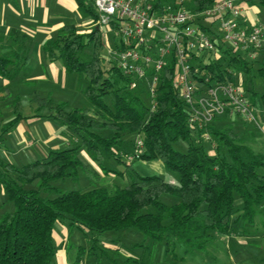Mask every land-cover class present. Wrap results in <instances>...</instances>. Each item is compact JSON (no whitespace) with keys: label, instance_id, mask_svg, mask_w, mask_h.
<instances>
[{"label":"trees","instance_id":"obj_1","mask_svg":"<svg viewBox=\"0 0 264 264\" xmlns=\"http://www.w3.org/2000/svg\"><path fill=\"white\" fill-rule=\"evenodd\" d=\"M76 1L93 19L96 17L94 0ZM213 1L188 0L187 5L199 12ZM258 2L264 5V0ZM198 25L215 34L217 50L221 52L218 57L207 52L198 55L199 80L207 77L208 84L228 80L243 88L241 76L238 80L240 74L232 67L238 72L248 71L250 62L242 56L246 52H236L212 28L199 21ZM88 46L92 51L85 60L80 53ZM103 46L98 28L81 32L72 24L61 27L44 44L50 59H61L67 72L85 76L83 93L95 108L65 110L63 102L42 96L37 90L28 94L36 110L46 108V117L65 125L78 142L21 166L0 164V186L13 205L12 210L0 215V264H56L53 233L57 221L95 236L133 227L152 239L173 237L187 253L204 252L214 233L229 235L230 222L252 223L264 204V152L243 143L233 122L238 116L215 118L230 122L220 128L210 126L215 150L210 153L211 146L204 143H208L204 141L205 127L189 126L186 107L172 86L173 67H165L157 86V105L152 109L150 99L146 103L141 97L142 93L147 94L145 84L139 82L131 88V77L124 75L112 59L105 60L100 55ZM260 51L264 47L255 55ZM15 54H0V74L9 75L8 65ZM258 72L264 76V66H259ZM106 95L112 96L111 105L103 100ZM247 98L252 106H260L256 98ZM12 105L15 115L0 128V138L23 117L17 96ZM105 131L110 134L105 135ZM124 133H136L142 138L143 148L137 158L161 161L178 174L179 180L168 181L157 174L137 175L113 190L100 186L62 191L54 184L58 179L76 175L79 169L88 177H99L91 164L82 161L78 150L86 148L98 164L103 152L120 160L115 148ZM122 153L125 157L129 154ZM103 169L108 174L109 170ZM33 182H37V187L31 186ZM164 193L176 196L177 201L164 204L160 200Z\"/></svg>","mask_w":264,"mask_h":264},{"label":"rangeland","instance_id":"obj_2","mask_svg":"<svg viewBox=\"0 0 264 264\" xmlns=\"http://www.w3.org/2000/svg\"><path fill=\"white\" fill-rule=\"evenodd\" d=\"M247 12L254 18H258V21L264 22V5L258 1H254L251 7L246 8ZM81 24V22H80ZM84 25H78V28H83ZM30 29V30H29ZM216 32L217 24L212 27ZM27 31L31 35L33 30L31 26H28ZM106 28H103L101 35L104 41V46L99 50L100 55L105 59H110L108 54V47L105 44V36L111 37V33L104 34ZM41 40V38L35 37V41ZM33 38L31 39V41ZM36 42H33L27 51V55L30 57V63L26 68L20 69L19 77L8 79V87L10 89V95L4 97V103L0 106V126L5 125L14 117L13 111V99L18 97L21 104V112L23 116H31L36 113V106L28 97V94L34 90L43 87L52 88L51 98L57 102H63L65 104V110H72L74 108H86L93 111L95 106L87 95L83 93V89L87 84L83 78V74L77 72H60L58 80L52 83L40 84V79L33 77L32 73H40L43 70L39 66H36L38 62V49L36 48ZM91 47H85L80 53L82 59L88 60L91 55ZM43 52V50H41ZM46 53V52H45ZM43 52V54H45ZM219 56L221 52L216 51ZM242 56L250 62V68L248 71L238 72L236 67H232L235 73H239L238 80H243V90L246 89V94L249 98H256L258 108L253 105L258 123L262 126L264 121H260V112L264 115V99L261 98V94H264V76L258 72L259 66H264V56H253L249 53H242ZM257 60V62H254ZM253 61V62H252ZM63 63V60H59ZM36 66V67H35ZM35 68V70H33ZM33 70V71H32ZM49 72V69L47 68ZM27 73V74H26ZM241 76V79L239 78ZM257 92L254 94L252 90ZM141 97L148 103L149 97L146 93H142ZM103 100L112 104V96L106 95ZM43 111H48L46 108H42ZM230 120L214 119L213 122L205 125L204 135L208 134V139L204 137V142L210 145V153H214L212 146L214 145V137L210 132V126L214 128H220L228 125ZM234 125L241 135L243 143L252 146L256 150L264 152V128H256L252 123H246L241 117H234ZM59 123V122H58ZM15 134V133H14ZM105 135H109L110 132L105 131ZM136 133H124L122 141L116 146L120 152L121 159H116L113 155L103 152L102 162L98 164L94 159L91 163L80 152L79 157L83 162L91 164L95 170V173L99 177H88L81 169H79L76 175L58 179L54 182L57 187H60L62 191L68 190H88L93 187H106L113 190L115 187H122L128 184L137 175H151L157 174L168 181L176 182L179 180V176L175 171L167 169L160 161H146L145 159L135 158L131 161L127 160L122 152H129L132 144L137 139ZM183 146L185 144L182 142ZM178 148V144L174 145ZM180 148V146H179ZM129 149V150H128ZM127 152V153H128ZM4 153L3 148H0V155ZM88 157H93L89 152ZM154 165H160L156 168ZM103 167L109 170L108 175H101L100 172H104ZM94 173V174H95ZM32 187H37V182L31 184ZM1 194L4 195L5 201H1L0 215L5 211H10L13 206L7 199V196L0 188ZM54 196L55 194H50ZM160 200L167 205L173 204L177 201V197L164 193ZM3 202V203H2ZM239 202V199H237ZM10 204L12 207H10ZM233 220V218L231 219ZM168 220H165L166 224ZM231 233L229 235H220L214 233L213 238L207 243L206 251L204 252H189L185 251V247L182 243L175 238L164 237L161 240L152 239L144 236L136 228H124L120 230H111L104 232L100 235H92L89 231H82L76 228H72V238L80 239L82 247L85 249L84 263L81 264H241L243 262H250L255 264H264V204L260 207V212L255 216L252 223L244 222H230ZM74 234V235H73ZM80 243V242H79Z\"/></svg>","mask_w":264,"mask_h":264},{"label":"built area","instance_id":"obj_3","mask_svg":"<svg viewBox=\"0 0 264 264\" xmlns=\"http://www.w3.org/2000/svg\"><path fill=\"white\" fill-rule=\"evenodd\" d=\"M259 0H214L202 11L188 8V0H94V27L105 36L108 54L119 70L131 77V88L146 86L152 109L157 105V86L165 67L171 65L172 86L184 103L191 128L202 129L219 116H238L261 128L256 111L245 91L228 80H199L198 55L218 57L215 34L201 28L198 21L212 28L222 42L238 53L255 56L264 47V23H248L242 5ZM208 139V134L204 135ZM143 140L137 136L128 161L137 158Z\"/></svg>","mask_w":264,"mask_h":264},{"label":"crops","instance_id":"obj_4","mask_svg":"<svg viewBox=\"0 0 264 264\" xmlns=\"http://www.w3.org/2000/svg\"><path fill=\"white\" fill-rule=\"evenodd\" d=\"M89 2L92 3V1ZM252 3L242 5L244 20L248 23L262 22L247 12L246 8L251 7ZM92 20L93 18L78 6L76 0H0V54L16 52L12 63L8 65L9 75L0 74V106L4 103V97L10 95L9 77H19L20 69L26 68L30 63L27 51L33 42L37 43L36 48L39 53L36 66L44 70L40 73H32V75L36 79H40V84L52 83L58 80L60 72L65 74L67 71L64 63L59 62L61 59L48 57L44 44L52 40L64 25L72 24L81 32L89 31L94 28ZM80 22L85 27L78 28V25H81ZM28 26H31L33 30L31 35L27 31ZM211 26L213 27V25ZM38 36L41 40L35 41V37ZM259 55L264 56V51H260ZM83 77L86 81L85 76ZM43 86L34 90L39 91L42 96L51 97L52 88L47 89ZM262 111L259 113L260 121H264V115H261ZM47 114L48 111L40 109L34 115L28 117L22 115L23 117L19 118L13 127L4 133L0 138V148L4 150V153L0 155V164L9 162L21 166L45 157L52 150L75 146L78 141L71 131L58 121L46 117ZM261 127L264 128V123ZM79 152L91 163H94L93 157L87 156L89 152L86 148H80ZM154 166L159 168L160 165ZM100 173L104 176L108 175ZM1 191L3 192L2 188ZM1 196L0 202H4V195L1 194ZM10 204L12 205L11 202ZM10 204L8 205L12 207L13 205ZM71 229L63 221L56 222L53 233L56 244V264H81L84 261L86 251L81 245L83 239L80 241V239L72 238Z\"/></svg>","mask_w":264,"mask_h":264}]
</instances>
